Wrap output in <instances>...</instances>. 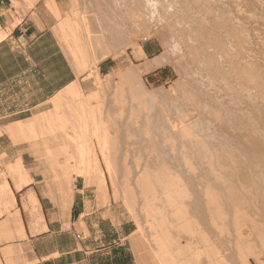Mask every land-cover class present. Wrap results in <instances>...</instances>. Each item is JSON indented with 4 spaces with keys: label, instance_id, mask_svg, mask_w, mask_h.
Masks as SVG:
<instances>
[{
    "label": "bare ground",
    "instance_id": "obj_1",
    "mask_svg": "<svg viewBox=\"0 0 264 264\" xmlns=\"http://www.w3.org/2000/svg\"><path fill=\"white\" fill-rule=\"evenodd\" d=\"M131 1L134 2V4L131 2L134 6H130L132 10L130 11L133 13L130 15L131 18L135 17L134 19H136L137 14L144 17L146 21H151L153 17H156L155 14H159L160 20L164 18L165 25H162V27L164 26L165 33L163 34L168 38H175L176 40L178 38L181 41V47L183 48L181 49L182 60L183 58L186 59L184 63L186 62L188 69L182 92H179V95L173 100L169 98L172 107L178 108L179 111H176L179 112L181 120L179 117V120L175 118L177 115L172 116L175 119H170L168 115L171 113L164 117V122L160 120L162 130H164V135H161L163 139L160 140L170 147V154L173 156V158L169 156L170 161L175 160V165H173L176 170L174 168V171L171 170L173 166L172 163L170 164L172 167L169 165V159L167 158V162H165L168 163L167 166L169 167H163L165 169L149 170L146 168V164V167L143 168L136 179L138 187L144 188L147 193L146 198H150L149 200L159 199L161 203L156 205L159 209H164L167 203L166 200H169L168 197L172 196L178 210L186 209L196 221L203 223V225L208 220L210 224L209 222L207 224L211 225L212 228L215 225L219 228V224H222L221 227L226 226L227 228L228 226V231H230L229 229L232 227L229 228V226L233 224V234L231 231L229 234H231L232 242H234L233 244L231 242L233 245L230 248L232 254H229L233 257L234 264H239L236 263L237 258L241 264H264V0ZM146 21H143V24L142 21L140 22L144 25ZM86 22L83 19L81 27L75 25L71 30V38L75 41V51L81 56L82 65H85L86 60L96 64L109 55L115 54L113 51H100V47L104 46L99 35L86 37L87 33L91 31L87 27L89 25L85 24ZM135 27L137 26L135 25ZM139 29L142 31L141 28ZM81 31H84L83 34L87 38L84 39L85 41L81 37ZM133 40H131L130 46L137 45V40L135 39V42ZM135 52L140 57L145 55L139 51ZM165 54H159L137 68L143 72H148L161 67L169 61L168 55L165 56ZM131 71L126 68L121 73L122 79L129 81L130 93L145 98V102L146 99L155 101L156 99L153 97V100H151V94L148 95L149 92L147 91V94L146 88H143V82L141 83L138 80L136 85V82L132 80L133 75H130L132 74ZM93 73H95L96 86L98 85V90L102 91L103 87L98 82V71ZM135 73H137L136 77L138 78L140 72ZM118 93L116 92V94ZM121 93L122 90L120 95H122ZM166 102H169V100H166ZM27 132L33 134V136L36 135L34 131ZM95 133L97 134V131ZM169 133H173L171 136L175 134L178 138L175 135L170 137ZM37 135L40 136V134ZM159 137L156 136L157 139L154 142H158ZM97 138L105 157V170L113 177H118L119 175L117 176L115 173L117 169L115 168L113 171L114 166L110 160L111 155L107 156L108 149L106 145L109 139L105 135H97ZM171 138H174L173 141L176 139L179 141V144H176L177 148ZM151 139L149 138L148 141ZM85 141L80 140L79 143L76 140L77 144L82 143V146L78 144L82 148L80 147L75 155L80 166L69 170L88 179H91V177L96 178L102 185H105L104 174L95 157L93 145L86 146ZM177 141L176 143H178ZM148 143L151 146L152 142L149 141ZM157 144L155 143V145ZM151 147L154 149L153 146ZM155 157L158 158V155L156 154ZM165 157H168V155H165ZM157 158L156 162L159 161ZM181 163H183V166L180 165ZM184 165L188 167L185 168V171H183ZM124 167L126 169V166ZM169 168L171 169L169 170ZM69 170L66 173L68 177L71 175ZM152 176H160L162 179L161 185L154 184ZM183 176L186 180L183 179ZM115 177L111 181L115 183L114 186L118 183ZM123 182L128 183V180L125 179ZM127 185L129 187V184ZM127 185L124 186L125 188L123 187L125 191ZM119 191L118 193L123 194V191ZM141 192H143V189ZM132 197L134 198L133 195ZM123 199H125L124 196ZM10 202L12 203V201ZM148 207V204L143 207L149 225L147 227L157 233L163 226L165 228L167 222L163 217L157 218L158 216L150 215L151 213L147 210ZM130 210L136 212L133 206H130ZM164 211L161 213L163 214ZM214 218L217 219V222ZM201 223L200 227H203ZM209 225H207V228H209ZM200 229L198 239L201 234H204V232L201 233ZM194 232L198 236V232ZM163 234L156 237L157 244L153 243L159 246L161 250L157 252L160 253V263L165 264L170 261L172 264L174 254L166 250L164 242L167 239L161 238ZM226 239L229 240V238ZM207 243H209V240ZM204 245L206 244L204 243ZM227 247L230 250V246L227 245ZM192 251L190 254H192ZM207 252L213 255V250L210 251L209 249ZM215 258L217 259V257ZM190 259L187 261L195 264V258L194 262ZM217 261L215 260L216 263ZM178 263L180 264V262Z\"/></svg>",
    "mask_w": 264,
    "mask_h": 264
},
{
    "label": "crops",
    "instance_id": "obj_2",
    "mask_svg": "<svg viewBox=\"0 0 264 264\" xmlns=\"http://www.w3.org/2000/svg\"><path fill=\"white\" fill-rule=\"evenodd\" d=\"M70 2L35 0L18 8L0 0V264H137L128 239L134 224L114 202H105L82 176L53 181L46 169L74 165L42 159V144L16 142L33 135L27 131H60L68 118L63 94H75V85L81 92L90 88L58 34L65 32L73 60L82 65L71 38L75 24L61 23ZM141 50L154 55L148 46ZM107 68L101 63L99 74Z\"/></svg>",
    "mask_w": 264,
    "mask_h": 264
},
{
    "label": "rangeland",
    "instance_id": "obj_3",
    "mask_svg": "<svg viewBox=\"0 0 264 264\" xmlns=\"http://www.w3.org/2000/svg\"><path fill=\"white\" fill-rule=\"evenodd\" d=\"M70 1L71 2L68 13L66 14V17L62 19L61 23L63 25L67 23L66 24L67 27H73L74 24L81 27L82 21L83 19H85V21H87L85 24L86 25L88 24L89 26L87 27L90 28L89 30L92 31V32L89 31L86 37L95 34L99 35L102 38V43L104 46V47H100V51H113L115 52V54L109 55L108 57L97 62L96 64L93 62H89L88 60H86L85 65L77 64L73 60L70 51L67 48L64 39L62 38L65 32L63 33L62 31H60V33H58L60 42L68 57V61L77 70V72L84 74L83 80L89 82L90 88L86 92H81L79 87L75 85L72 88L76 90L75 94H70V95H68L67 93L63 94L64 96L68 97L67 103L63 105V107L66 109L68 113V118L66 120L60 121V126L57 127V129H59L60 131H34V133L36 134L35 136L20 135L17 138L16 142H34V143L42 144L43 148L45 149L42 153H39L42 159L61 160L64 161V164L67 166L71 164L74 165L73 167H67V168L59 167V168L46 169L45 175H48V171H51V175L53 176V181L56 182H59L60 180H64L65 177L67 180H70L71 175L68 177L66 173L69 169H74L79 164L78 163L79 161L76 159L75 155L78 149L82 146L83 141L81 144H79L80 140H86L85 141L86 146H89V144L91 146L93 145L92 147L95 157L97 158L98 160L97 162L104 174L105 185H102L99 180L93 177H91V179L84 177V179L88 182L94 183L98 187L99 192H103L104 194H106L104 201L108 203L109 199H111L114 202V205L120 210V212L124 214L126 219H129L134 224V232L130 235L128 239L130 240V243L132 245V249L136 257L137 264H162L160 263V255H159L160 253L159 254L157 253L160 252L161 250L159 249V246L155 245V243L157 242L155 239L157 236H161V234L163 233L164 234L161 238L165 240L167 239L166 241L164 240L166 250L170 251L175 255V256L173 255V259H174L173 261L176 262L175 263L173 262L172 264H179L178 262H180V264H192L187 261L190 258L192 262H194V258H195L196 261L194 262L195 264H209V263L234 264V259L231 256L232 250L230 249L231 247H233L232 244L234 241L232 242L231 234H229L234 229L233 224L232 225L230 224L231 226H229V228L232 227L229 229L231 232L228 231V226L227 228L226 226L221 227L220 225L222 224H219V228L216 225L214 226V228H212V226L209 225L210 222L208 220L207 222H209V224H207V222H204L203 225V223L196 221L186 209H182L183 211L178 210V208L174 203L175 199L172 196H169L168 197L169 200L168 199L166 200L167 203L165 208L159 209V207L156 206L158 205V203H161L159 199L153 201V200H149L150 198L149 199L146 198V194H147L146 191L144 190V188L140 186L138 187V184L136 182L138 175L140 174V172H142L143 168L146 167L145 166L146 164H147L146 168H148L149 170H158L163 167H166L168 164L166 163L167 159H169V165L172 163L173 166L172 167L170 165L172 169L169 168V170L170 169L172 171L176 170V167L174 168L175 160L172 159L171 160L172 162L170 161L171 159L170 157L173 158L172 154H170L171 153L170 147L162 143L161 141L163 139L162 136L164 135V130H162L163 128L161 122H164L165 120L164 117H167L169 113H171L168 115L170 119H173L174 117L172 116L175 115H177L175 116V118L177 119L180 116L178 112L179 111L178 108L176 109L175 107H172V104L170 102L179 95L178 94L179 92L180 93L182 92V89L185 86L184 80H186L187 78L186 72L188 69L185 64L186 62L184 63L186 59L184 60L183 58L182 60L181 49L183 48L181 47L182 46L181 41H179L178 38L177 40L175 38H170V37L168 38L166 37V35L163 34L165 32L163 29L164 26L162 27V25H165L164 24L165 21H163L164 18L160 20L159 14H155L154 16H156L157 18L153 17L151 21L144 20V17H142L140 14L136 15V19H134L135 17L131 18L132 16L130 15L133 14L131 13L132 11L131 7L134 6L131 3L133 1L131 0H70ZM12 2L14 6L18 8L20 7L29 8L35 2V0H12ZM140 21H142V24L143 21L144 22L146 21L144 25L145 24L147 25L145 26L142 25ZM155 21L158 22L156 23ZM135 25L137 27H135ZM139 28H141L143 32ZM144 28L147 29L144 30ZM81 32H82L81 37L83 38V41H85L87 38H85L83 34L84 31ZM135 39L137 40L136 41L137 45L130 46V42H132L131 40L135 42ZM144 46H148L152 51H154V55L152 56L144 55L141 57L138 56L135 51L140 52L141 48H143ZM166 52L167 54H165ZM159 54L160 55L165 54V56L168 55L167 57L169 58L168 63L161 66L162 68L160 70L156 71L157 69H155L148 72L147 71L143 72L139 68H137L139 66H142V64L146 63L150 59H153ZM101 63H104L110 68L105 69L101 74H99L98 67ZM126 68L127 70L130 71L132 70L131 71L132 74L130 75H133L132 77L133 81L136 82L139 80L141 81V83L143 82L142 83L143 88H146L145 89L146 92L147 91L149 92V94L147 92L148 95L151 94L150 96L151 100H153L154 98L156 99L155 101H149L150 99H146L145 102L144 100L145 98L141 96L139 97L138 95L135 94L132 95L130 93L129 81H127L126 79H122L121 76L123 69L125 70ZM95 71H98L99 74L98 82L103 87L102 91L98 90L97 88L98 85L96 86V81L94 80L96 79L94 75L95 73H93ZM137 71L138 73L140 72V74H138L139 79L136 77L137 73L135 72ZM134 74L136 79L134 78ZM120 89L122 90L121 93L122 95H120L121 92ZM116 92L117 93L119 92L118 93L119 95L116 94ZM77 98L79 101L78 103L76 104L70 103L76 100ZM165 99L167 101L169 100V102H166ZM146 116L147 117L149 116V118H147ZM179 119L181 120V117H179ZM160 120L162 121L160 122ZM159 125L161 128L159 127ZM64 129H66L67 131H63ZM95 131H97V134L95 133ZM159 131L162 133L159 134L160 133ZM37 134H40V136H38ZM102 134L109 139L108 140L109 144L107 143L106 145L107 149L109 150V152L107 150V156L111 155L110 160L112 161L111 163H113L114 166L113 171L116 168L117 172L115 170V173L117 176L119 175L118 177L114 176L116 181L118 180V183L116 182L117 183L116 186H114L115 184L114 182L113 183L111 182L113 181L114 177L105 170V157L101 151V147L97 138V135L103 136ZM169 134L170 137H173L175 135L174 134L173 136H171L173 133L172 134L169 133ZM156 136L157 137L160 136L158 138V142H154V140L157 139ZM76 137L79 139H77ZM149 138L150 139L154 138L153 140L152 139L149 140L150 143L152 142L153 145L151 144V146H153V148L156 147L157 145L159 146L157 148L152 149V147L148 143ZM173 139L174 138H171L172 141ZM76 140L77 142H79L78 144L81 145L80 147L77 144ZM88 140H90L91 142ZM176 141L177 139L173 141L175 142V145L179 144V141H177L178 143H176ZM155 143L158 144L155 145ZM76 146H77L76 148L77 150L75 149ZM156 154L158 155V158L155 157ZM165 155H168V157H165ZM161 156H163L164 158ZM156 158L160 161V163L159 161L156 162ZM163 159L164 162L166 161L165 164L163 162ZM182 164L183 163H181L180 165L183 166ZM124 166H126V169ZM168 167L169 166H167V168ZM185 168L186 169L188 168L187 165H184L183 171H185ZM69 171L70 174L77 175V173H75L74 171L71 170ZM127 173L129 174V176ZM123 176L125 177L126 181L128 180V183L127 182L122 183V181L125 180ZM152 182H154V184L159 186L162 183V179L160 176H152ZM124 183L126 185L129 184V187L127 185L126 188L128 194H126L127 192L124 189L126 187ZM118 188H120L121 190ZM142 189L143 192H141ZM119 190L123 191V194H121ZM118 191L120 193H118ZM129 192L133 193L132 195L134 196V198ZM123 196L125 199H123ZM147 204L149 206L147 210L149 213H151L150 215H153L154 217L158 216L157 218L163 217L167 222L165 228H163L164 227L163 226L161 230L157 232L160 235H158L156 231L154 232L152 229L148 228L149 225L148 222L146 221L147 217L144 214L145 211L143 208ZM130 206L135 207L136 212L134 210L131 211ZM162 211H164L163 214L161 213ZM186 218L188 221L186 220ZM144 219L146 223L144 222ZM214 219L217 222V219L216 218ZM192 220L193 222H191ZM200 223L202 224L203 227H200ZM207 225H209V228H207L208 227ZM199 228H201L200 229L202 231L201 233L204 232V234H201L200 238L198 239L200 234ZM193 229L194 231H196V233L199 231L198 236L197 234H195ZM223 233L226 235H224ZM195 236L197 237V239H195L196 238ZM226 238H229L230 241L227 240ZM208 240L209 243H211V245L209 246H208L209 243H207ZM204 243L206 245H204ZM154 245L156 246V248ZM176 245L177 247H175ZM227 245L230 246L229 249L231 251L228 250ZM211 247L213 250L212 252L213 255H211L210 252H207L209 249L210 251H212ZM191 251L192 254H190ZM208 253L210 254V256ZM196 254L198 255L196 256ZM192 257L194 258L192 259ZM215 257H217V259ZM212 260L214 261V263ZM215 260L216 261L218 260L217 263L215 262ZM236 263L241 264L238 258L236 259ZM165 264H171V263L170 261H168Z\"/></svg>",
    "mask_w": 264,
    "mask_h": 264
}]
</instances>
